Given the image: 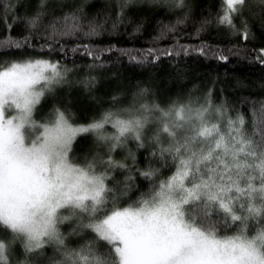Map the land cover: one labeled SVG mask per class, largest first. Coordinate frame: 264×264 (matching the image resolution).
Masks as SVG:
<instances>
[{
    "label": "snow or ice",
    "instance_id": "1",
    "mask_svg": "<svg viewBox=\"0 0 264 264\" xmlns=\"http://www.w3.org/2000/svg\"><path fill=\"white\" fill-rule=\"evenodd\" d=\"M172 2L183 6V0ZM246 3L221 0L218 23L238 31L234 21ZM260 60L264 63V49ZM66 71L39 58L0 62V226L12 233L11 240L0 239V264H11L17 242L25 257L18 264H31L28 257L49 245L60 256L51 264H264V130L253 139L242 116L225 123L210 101L167 108L144 103L105 111L87 124L74 123L70 112L57 107L37 121L36 106L64 82ZM106 126L114 132L105 133ZM89 133L107 147L106 158L79 163L71 155L73 145ZM129 140L137 149L151 146L149 160L170 163L173 170L157 182L159 168L149 163L138 169L151 187L121 207L127 183L109 184L112 172L131 171L113 156ZM128 158L136 163L131 151ZM250 220L257 222L253 235ZM65 223L75 224L68 236L87 229L95 239L68 247L59 227ZM232 225L234 235L219 234ZM98 241L107 243V253L97 251Z\"/></svg>",
    "mask_w": 264,
    "mask_h": 264
},
{
    "label": "trees",
    "instance_id": "2",
    "mask_svg": "<svg viewBox=\"0 0 264 264\" xmlns=\"http://www.w3.org/2000/svg\"><path fill=\"white\" fill-rule=\"evenodd\" d=\"M221 7V0H183L181 7L172 0H45L43 7L41 0H0V62L39 58L58 62L61 70H67L64 82L46 92L36 106L34 118L40 122L57 107L70 112L74 123L87 124L105 111L144 103L167 108L173 102L191 101L198 107L210 101L213 109H221L225 123L242 116L246 134L258 140L264 130V63L260 60L264 4L247 0L234 21L238 31L218 23ZM33 20L35 24L30 23ZM221 54L227 59H220ZM104 131L112 134L114 129L106 126ZM151 150V146L137 149L136 142L129 140L113 153L131 169L111 173L110 187L117 181L120 188L125 183L129 187L119 199L121 207L151 187L138 169L149 163L159 168L157 182L171 175L170 163L149 160ZM129 151L136 156L135 164L125 159ZM106 152L103 142L89 133L77 138L71 155L83 163L97 155L106 158ZM98 171H104V166H98ZM256 223L250 220V228ZM59 227L70 248L95 239L87 229L68 236L75 224ZM236 230V225L221 227L219 234L231 236ZM248 234H255L254 228ZM0 239L11 240L12 233L0 226ZM96 248L100 254L109 250L104 241H98ZM59 258L53 245L28 257L31 264H51ZM22 259L17 242L11 248V264Z\"/></svg>",
    "mask_w": 264,
    "mask_h": 264
}]
</instances>
